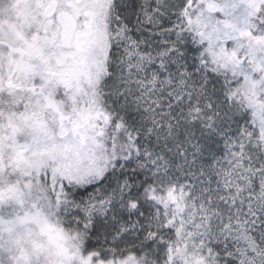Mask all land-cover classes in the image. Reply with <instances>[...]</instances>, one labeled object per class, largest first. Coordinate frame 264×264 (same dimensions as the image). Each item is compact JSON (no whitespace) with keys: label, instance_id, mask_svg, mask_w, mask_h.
Returning <instances> with one entry per match:
<instances>
[{"label":"snow or ice","instance_id":"obj_1","mask_svg":"<svg viewBox=\"0 0 264 264\" xmlns=\"http://www.w3.org/2000/svg\"><path fill=\"white\" fill-rule=\"evenodd\" d=\"M0 264H264V0H0Z\"/></svg>","mask_w":264,"mask_h":264}]
</instances>
